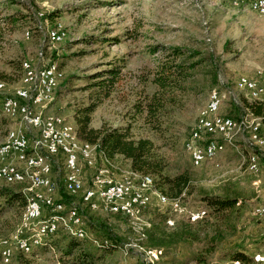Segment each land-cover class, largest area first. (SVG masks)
<instances>
[{
	"label": "rangeland",
	"instance_id": "obj_1",
	"mask_svg": "<svg viewBox=\"0 0 264 264\" xmlns=\"http://www.w3.org/2000/svg\"><path fill=\"white\" fill-rule=\"evenodd\" d=\"M250 1L235 6L232 0H0V84L3 87L0 90V145L9 131L20 130L28 135L18 118L6 117L1 110V98L22 88L21 63L26 61L32 68L54 64L63 79L51 102L42 104L47 105L45 113L58 115L63 125L76 135L75 115L97 103L90 116L91 128L130 127L132 138L150 139L154 143L157 153L167 163L169 175L189 171L192 191L185 197V204L170 201L163 204L158 199L162 195L153 185L147 192L152 195L148 208L171 207L174 210L176 214L171 216L169 225L183 216L196 218L197 213L207 212L199 202L200 190L212 195L243 198V217L238 223L237 235L229 239L231 244L224 249L235 244L247 252L258 250L257 255H253L254 261L264 264V217L253 215L256 207L264 206V151L250 145L245 130L230 144L216 138L215 134L207 135L219 146L217 157L210 162L195 165L184 149V142L205 110L213 90L220 93L221 116L253 122L260 130L264 129V121L254 118L245 108V102L253 101L238 84L241 77L255 79L257 74L264 72V16H259L249 6ZM56 22L63 26L67 37L54 45L49 42L47 31L54 28ZM173 48L198 53L192 63L204 57L211 58V62L195 69L188 88L177 94V104L165 120L164 132L153 134L133 106L153 93L152 75ZM111 69L118 71L117 82L105 97L106 90L92 85L108 78H94V75ZM253 156L258 165L256 172L249 168V159ZM15 160H20L21 168V155ZM51 168V177L57 186L54 201L61 202L65 210L72 204L80 209L87 232L86 244L95 247V241L102 239L103 231L99 228L104 226L122 239L121 245L99 264H157L160 261L154 252L150 253L156 260L147 254L149 251L138 246L139 233L151 218L146 214L148 208L143 213L138 209L126 219L116 214L92 212L83 206L82 194L103 176L113 181L126 178L138 185L139 175L130 171L128 161L120 156L106 160L97 151L94 169L80 161L76 173L82 188L75 196L67 195L64 190L63 180L68 170L63 159H54ZM98 171L106 173L102 175ZM0 189L13 193L32 192L26 184L0 182ZM25 204L14 203L12 208H4V200L0 197V252L4 241L13 246V241L21 237L18 231ZM64 214L67 211L60 215L63 221L58 228L73 235L74 230H66L70 224L68 217L64 221ZM30 233L31 230H26L24 236L29 237ZM195 248L194 245L189 250ZM12 253L8 263L0 260V264H22L24 261L61 264L59 252L52 247L44 250L43 244L30 252H21L16 247ZM175 257L187 259L188 248H179ZM209 264L238 263H231L219 252L211 257Z\"/></svg>",
	"mask_w": 264,
	"mask_h": 264
},
{
	"label": "trees",
	"instance_id": "obj_2",
	"mask_svg": "<svg viewBox=\"0 0 264 264\" xmlns=\"http://www.w3.org/2000/svg\"><path fill=\"white\" fill-rule=\"evenodd\" d=\"M197 55L198 53H190L180 48L171 49L152 75L151 84L155 88L153 93L145 95L134 104L133 108L138 115L143 116V121L151 133L164 132L163 125L177 104L178 92L188 88L197 67L211 62V58L204 57L192 63ZM117 75L116 69L101 71L94 75V78L108 79H102L92 86L106 90L105 97H108L109 89L117 82ZM244 106L254 118L264 121L263 102H245ZM96 107L97 103H92L75 115L76 139L80 143L94 147L95 152L106 160H112L115 156L122 157L129 162L133 174L152 179L158 194L177 205L185 204V197L192 191L189 171L169 175L166 171L167 163L157 153L154 143L150 139L132 138L129 133L130 127L91 128L90 116ZM0 197L4 200V208H12L14 203H26L22 192L13 193L0 189ZM198 198L207 212L197 213L196 218L183 216L180 220L172 221V225H169L171 216H175L176 213H173L171 207L148 208L146 214L151 218L148 225L139 233L138 246L145 251L154 252L160 260L157 264H209L211 257L219 252L231 263L261 264L255 262L254 257L238 245L232 244L228 250L224 249L231 244L229 239L237 235L238 223L243 217L244 199L227 194L212 195L204 190H200ZM116 215L129 218L121 214ZM99 229L103 231L102 239L94 240L97 244L95 247L86 244L84 239L81 241L74 235L66 234L60 227L58 230L64 234L58 233L55 238L44 239L40 246L43 244L44 250L46 247L55 248L59 252L61 264H99L106 255L121 245L122 240L105 226ZM194 245L195 250L190 251ZM182 247L188 248L189 257L179 260L175 253ZM22 264L31 263L24 261Z\"/></svg>",
	"mask_w": 264,
	"mask_h": 264
},
{
	"label": "bare ground",
	"instance_id": "obj_3",
	"mask_svg": "<svg viewBox=\"0 0 264 264\" xmlns=\"http://www.w3.org/2000/svg\"><path fill=\"white\" fill-rule=\"evenodd\" d=\"M246 2V0H232L233 5L238 6L242 5ZM249 6L259 15L264 16V0H251L249 2ZM55 27L51 30L47 31V38L51 44H60L64 42L66 39V31L59 22H56ZM22 69V78L21 84L22 88L15 90V92L9 96H4L1 99V110L6 117L9 118H18L20 122L27 127V118L24 107L18 106V99H15L14 96H19L21 92H32L29 93V105L39 106L40 104H46L51 102V98L53 93L59 83L63 79V74L54 64H47L43 67H40L39 70L41 74L38 72H33V68L30 63L24 61L21 63ZM46 76V78H45ZM246 80L244 82L243 80ZM47 80L51 85H48ZM257 84L264 85V72L257 74L255 79H249L246 77L239 78L238 84L239 89L248 97L251 101L263 102L264 103V93H254L253 85L249 84ZM2 85L0 84V90L2 89ZM218 96V101L214 105V100ZM221 106V98L218 90H213L209 94L208 102L206 104V108L203 113L198 117L193 129L189 133V137L185 140L188 142L191 136H195L198 133H204L206 135L207 148L212 150V155L216 156L219 146L218 143L214 140H209L207 135L209 134H218V128H223V133L220 138H222L223 142L230 144L233 141V138L236 135L244 131L242 126L244 124H251L252 133H259L260 127L258 124L253 122H245V121H235L229 117L221 116L219 114ZM209 119L199 124V121L204 118ZM60 121L48 122L46 126H34V133L36 134L35 138H28L27 133L17 130V131H9L7 133L6 139L3 144L0 145V154L1 158L4 162H7V172H18V175L15 177H4V167H0V182L6 185H15V184H26L29 186V189L33 191H38L42 188H51L50 191V201H54V195L57 192V186L54 184V180L51 177V164H48L47 156H55L61 157L63 159V164L65 169L68 170V173L64 178V188L65 192L70 196H75L82 188V183L80 180L78 181L76 177H73V173H76L80 161H82L85 165L87 163V167L92 168L95 165V148L89 146L86 143H80L75 134L71 131V129L67 126H61L62 120L58 118ZM230 123V124H229ZM28 130V129H27ZM58 131L59 137H65L70 144H72L71 148H66V140L64 138H51L47 141V138L50 137L54 132ZM245 132V131H244ZM232 135V139L230 136ZM23 141H27V146H19ZM249 143L251 146L259 145V138L249 134ZM9 144H11V150L9 149ZM185 149V148H184ZM12 151H18V157L21 155L23 159V166L17 167L10 160L12 159ZM30 153V154H25ZM43 153V154H42ZM192 162L195 165H200L207 161H202V158H209V151H202V156L200 155H190L189 152H186ZM72 157H74L73 163L71 162ZM32 158V159H31ZM250 158V157H249ZM17 159V158H16ZM40 167V169H39ZM249 168L252 171H258V165L255 161L254 156L249 159ZM35 172L34 181H29L33 178V171ZM106 169V168H105ZM99 172V171H98ZM100 174L106 173V171H100ZM98 174V173H96ZM95 177V176H94ZM96 180V179H95ZM103 180L105 184L109 186H121L122 183H130V185H124V193H134V187H138V192H149V189L152 187V179L148 176L140 177L138 180V185H134L129 179H121V180H110L108 177L103 176ZM102 178L99 179L96 183H101ZM99 194V187H93L87 189L82 195L85 204H87V197L89 195H97ZM26 206L23 217L21 219L22 225L18 231V236L25 237L24 232L26 230H31L32 233L28 237V241H34L33 245H24V246H16L18 250L21 252H30L33 248L38 247L41 244L42 240L49 239V236H42L41 240L37 241V233L39 231L56 233L58 230V224L62 220L63 213H56V219L54 220V224L48 223V220L40 221V213H33L35 209V200L29 198L26 194ZM107 198H119V191H107ZM163 204L168 202L163 196H159L158 198ZM55 202V201H54ZM103 207V199L102 196H95L94 207H87L92 212H101L105 214H121L124 216H130L135 213L138 209H142V203H134L131 207V200H123L118 204V209H113V213H107L105 210H102ZM62 209L67 211V214H71L72 205L70 208L65 210L64 205L62 204ZM70 227H66L67 231L74 230V216H67ZM40 221L36 227H32L34 223ZM77 225L81 226L84 229L85 225L82 220V216H77ZM75 237L78 239H86L87 232L84 229L83 233H73ZM17 237V236H16ZM2 249L0 252L1 260L4 263H8L12 258L13 249L5 252V249L11 247L12 244L8 241H4L2 243ZM129 250V249H128ZM147 254L151 255L154 260H156V256L152 253L148 252ZM150 260V258H149ZM151 263V262H150ZM152 264V263H151Z\"/></svg>",
	"mask_w": 264,
	"mask_h": 264
},
{
	"label": "built area",
	"instance_id": "obj_4",
	"mask_svg": "<svg viewBox=\"0 0 264 264\" xmlns=\"http://www.w3.org/2000/svg\"><path fill=\"white\" fill-rule=\"evenodd\" d=\"M33 72H38V74H41L39 68L33 67ZM243 81L246 82V80ZM47 82L48 85H51V83H49V80H47ZM249 84L253 85V92H251L252 94L264 93V85H257L253 83H249ZM29 93H34V91L21 92L19 96H14V97L15 99H18V106L25 108L26 118H27L26 129H28V138L30 137L35 138L36 140V134L34 133V126H46L48 122H54L60 120L58 119V115L45 113L44 109L46 108L47 105H41V104L39 106L29 105ZM233 99H235L234 94H233ZM217 101H218V96L214 100V105L217 103ZM207 119H209V116L208 118L201 119L199 121V124ZM63 124L64 122H61V126H63ZM242 129H245L246 134H252L253 136L258 137L259 145L253 147H257L258 149L264 151V134L262 133V130H260L259 133H252L251 124H244L242 126ZM222 133H223V128H218V134L216 135V138L222 136ZM44 138H47V141L50 140L51 138H64L66 140V148H71V149L73 148L72 144H70L65 137H59L58 131L54 132L50 137H44ZM230 139H232V135L230 136ZM19 146H27V141H23V143L19 144ZM184 148L185 151L189 152L190 155L202 156V151H209V158H202V161L210 162L217 157V156H213L212 150L207 148L206 135H204V133L197 132V135L191 136L188 142H184ZM9 149L11 150V144H9ZM56 157H57L56 151H55V156H47L48 164H53V160L56 159ZM16 158H18V151H12V159H16ZM73 161H74V157H72L71 159L72 163ZM0 167H4V174H3L4 177H15L18 175V172H7V162H4L2 160L1 154H0ZM39 169L33 171V178L29 181H34L35 172L39 171ZM73 177H76L77 180L79 181L78 173H73ZM124 185H130V183H122L121 186H109L108 184L104 183L103 178L101 183L92 182V187H99V194L89 195L87 197V204H83V206L94 207L95 196H102L103 199L102 210H105V212L107 213H113V209H118L119 202L123 200H131V207L134 205V203H142V213H143L151 205L152 195L145 192H138V187H134V193H124ZM50 191L51 188H44L42 186V188L38 191H33V192L23 191V194H27L29 198L35 200V209L33 213H40V219L48 220V223L54 224V220L56 219V213H64V210L62 209L61 202L50 201ZM107 191H119V198H107ZM253 215L256 217H264V206L256 207L253 210ZM67 216H74V224H75L74 234L83 233L84 229H82L81 226L77 225V216H81L80 209L76 205L72 204V212L71 214H64V221H67ZM59 232L61 231L57 230V233L39 231L37 233V241L41 240L42 236L55 237L56 234H58ZM33 244L34 241H28V236L17 237V240L13 241V246L6 248L5 252L9 251L10 249L16 248V246L33 245Z\"/></svg>",
	"mask_w": 264,
	"mask_h": 264
},
{
	"label": "crops",
	"instance_id": "obj_5",
	"mask_svg": "<svg viewBox=\"0 0 264 264\" xmlns=\"http://www.w3.org/2000/svg\"><path fill=\"white\" fill-rule=\"evenodd\" d=\"M264 126V125H263ZM262 127V126H261ZM262 128H264V127H262ZM262 131H264V129L262 130ZM13 164H15L17 167H20L19 166V162H20V160H15V159H11L10 160ZM260 251V250H259ZM258 252V250H253V249H251V250H249L247 253L249 254V255H251V256H253V255H255L256 253ZM257 255V254H256Z\"/></svg>",
	"mask_w": 264,
	"mask_h": 264
}]
</instances>
